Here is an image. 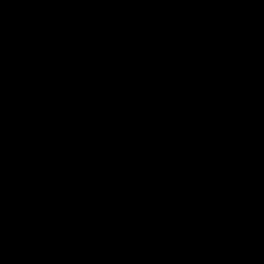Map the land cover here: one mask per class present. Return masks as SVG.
I'll list each match as a JSON object with an SVG mask.
<instances>
[{"label": "trees", "instance_id": "trees-1", "mask_svg": "<svg viewBox=\"0 0 264 264\" xmlns=\"http://www.w3.org/2000/svg\"><path fill=\"white\" fill-rule=\"evenodd\" d=\"M0 264H264V0H0Z\"/></svg>", "mask_w": 264, "mask_h": 264}]
</instances>
